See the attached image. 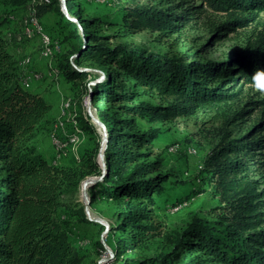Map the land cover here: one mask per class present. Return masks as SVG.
I'll list each match as a JSON object with an SVG mask.
<instances>
[{"label": "trees", "instance_id": "1", "mask_svg": "<svg viewBox=\"0 0 264 264\" xmlns=\"http://www.w3.org/2000/svg\"><path fill=\"white\" fill-rule=\"evenodd\" d=\"M185 1V11L184 5L176 6L182 8L180 15L171 8H129L125 25L134 33L150 31L170 39L206 9L226 16V22L215 32L246 28L258 12H264V0H198L197 6ZM22 2L13 0L16 6ZM54 4L61 16L59 25L64 26L62 30L69 29L75 41L72 50L66 52L64 44L51 34L61 45L55 57L59 79L86 80L89 73L83 68L100 69L101 79L92 95L94 106H109L106 110L96 106L108 131L107 173L103 181L89 188L90 208L101 199L117 204L119 221L112 231L123 234L116 241L119 259L157 237L154 206L158 200L154 196L165 191L170 177L163 171V160L154 157L151 150L161 129H142L138 120L171 123L206 110L227 111L229 123L245 117L249 112L237 107L246 87L264 91L258 79L264 77V31L249 38L235 60L190 63L183 56H161L129 43L111 46L109 37L90 30L92 24L80 16L82 10L75 0H66V5L69 15L79 23L65 16L60 0L39 7L38 16L53 11ZM6 20L13 24L8 16ZM2 24L0 264H82L84 256L77 244L86 236L80 238V224L91 221L85 206L74 197L85 176L77 168L54 164V157L49 161L38 151L35 141L53 107L22 82L20 61L12 50V44H21L16 40L22 31L20 25L15 24L20 27L18 32L4 30ZM141 88L162 103H136ZM85 118L78 122L82 130L89 126ZM89 163L88 175L101 176L98 161L91 158ZM206 167L212 170L225 204L220 221L212 224L194 215L184 228L170 235V254L145 261L127 257L124 264H174L187 254H191L189 264H264V189L260 190L254 178V172L264 170V118L236 138L224 136ZM99 247L104 248L101 242Z\"/></svg>", "mask_w": 264, "mask_h": 264}, {"label": "rangeland", "instance_id": "2", "mask_svg": "<svg viewBox=\"0 0 264 264\" xmlns=\"http://www.w3.org/2000/svg\"><path fill=\"white\" fill-rule=\"evenodd\" d=\"M49 1L50 3L46 4L45 2H48L46 0H23L21 6H16L13 0H0V23H3L4 30L8 28L19 32L21 27L22 31L17 34V40L19 35L24 34L26 27L35 29L30 22L26 23L25 20L29 19L32 10L36 9V16L40 22L36 35L32 38L24 37L23 41L19 42L20 45L12 44V50L16 60L20 61L19 65L22 71L26 68L22 62L30 58L28 72L31 75L35 73L44 75L41 80L31 77L24 86L27 89L33 88L34 91L40 90L37 92L53 107L35 144L38 151L51 161L53 157L55 159L53 138L61 135L60 138L67 139L62 135L69 136L78 130L77 144L70 147L67 156L58 164L62 167L77 168L85 176L74 197L77 203L85 206L82 196L83 184L89 179L100 177L99 175H88V171L91 169L89 161L94 158L99 162L101 143L105 136V130L102 126L94 124L89 111L99 118L96 108L106 110L109 106L105 103L95 106L93 104L92 109L88 111L87 105L93 87L101 79L99 67L83 68L89 73L86 80L68 81L65 78L56 79V76L53 75L50 66L56 61L51 57L47 58L42 53L44 36H47L50 41L54 40L52 36L59 39L64 44L66 52L72 50L75 41L70 36L71 31L69 29L62 30L64 26L59 25L61 16L57 13L56 4L52 7L53 11L38 16L39 7L50 5L52 0ZM60 1L62 4L63 1ZM64 1L66 3V0ZM75 2L80 5L79 8L82 10L80 16L90 20L89 22L92 24L90 30L100 36L109 37L111 46L129 43L133 46L147 48L161 56H183L190 63L208 61L222 63L235 60L236 55L245 49L249 38L264 31V12H258L256 20L246 28H240L236 32H228L224 29L215 32L221 24L226 22V16L206 9L207 11L198 15V19L191 21L186 28L182 29L181 33L170 39H161L158 33L150 31L134 33L128 29L124 21L128 9L135 7L171 8L180 15L183 12L182 8L176 6L184 5L183 10L185 11L188 7L185 0H75ZM190 3L193 6L200 4L198 0H191ZM66 11L69 15L67 5ZM7 16L13 24L7 22ZM11 16H17V18L12 20ZM69 17L73 22L79 23L76 18L71 15ZM15 24H19L20 27ZM56 43L59 44L55 40L51 42L52 46H55ZM35 82L38 84L33 86ZM142 101L155 105L162 103L160 98L147 93L143 88L140 89V97L136 103ZM66 104H70L71 108L66 109ZM240 104L237 108L242 107L249 113L235 123H229L227 111L210 112L207 110L200 111L191 117L179 118L171 123L151 124L146 120H138V125L142 129H161V134L153 141L151 150L154 157L163 160L164 173L170 174L164 185L165 191L161 195L154 196L158 200L154 206L158 235L145 246L116 259V241L118 238H123V234L117 232L114 235L112 231L119 221L118 206L113 201L97 200L90 208L91 217L99 218L103 224L93 221L80 224V238L86 236L84 241L78 240L77 244L84 256L82 264H124L127 257L142 261L150 258L156 260L173 251L170 235L184 228L194 215L212 224L220 221L225 204L220 200L216 181H213V172L207 170L206 162L215 148L219 147L224 136H231V139L236 138L238 133L241 134V132H247L248 129L253 128L256 120L264 118V91L247 86ZM261 112H263L262 118ZM82 117L89 123V126L83 128L84 130L78 125V122L81 124ZM57 125L61 128L55 132ZM174 143L181 146V149L177 153H169L168 150L175 145ZM189 148L196 149L197 153L190 155ZM245 161L248 162V159L245 158ZM254 178L258 180L260 190L264 189V170L254 172ZM175 202L179 203L174 204ZM179 204L182 205L179 210L169 211L170 208L173 209ZM99 242L104 248L99 247ZM190 258L191 254H187L176 260L174 264H189Z\"/></svg>", "mask_w": 264, "mask_h": 264}, {"label": "bare ground", "instance_id": "3", "mask_svg": "<svg viewBox=\"0 0 264 264\" xmlns=\"http://www.w3.org/2000/svg\"><path fill=\"white\" fill-rule=\"evenodd\" d=\"M48 2H45L46 4H49L50 1L49 0H46ZM17 16H11L10 19L14 20L16 19ZM25 22H30L31 25L35 28V29H31L29 27H26L25 28V31H24V35H19L17 40L19 42L23 41L24 37L25 38H32L33 36L36 35V31L39 27V20L36 16V9H33L32 12L30 13L29 15V19H26ZM53 39V38H52ZM44 40V50H43V55L44 56H47L48 57H51L55 60V57L57 56V54H59L61 52V46L56 43L55 46H52L51 42L53 41H50V39L47 37V36H44L43 38ZM56 42V41H55ZM42 47V46H41ZM52 62V61H51ZM24 66L26 67L23 71V77L26 78V80H30L31 77L35 78V79H38V80H41L44 75L42 76L41 74H38V73H35L34 75H31L30 72H28V67L31 63V59L30 58H27L25 59L23 62ZM51 67V70L53 71V75L56 76V79L59 78V75H60V71L58 69V66H56V64H53ZM32 73V72H31ZM23 77H22V82L23 84H26L24 83V80H23ZM61 79V78H60ZM76 104V103H75ZM88 106V105H87ZM70 107V104H66L65 105V108L68 109ZM63 108V107H62ZM71 108V107H70ZM68 122V121H67ZM60 123V122H59ZM58 127H56V129L54 130L55 132L58 131V129H60L61 127H59V125H57ZM99 126V125H98ZM99 128V127H98ZM63 129V128H62ZM60 134V133H59ZM63 134V133H61ZM66 134V133H64ZM61 136V135H60ZM60 136H57L55 139L53 138L54 140V146H55V161L54 163L55 164H58L60 163L68 154V151L70 149L71 146H75L79 140V133H78V130L77 131H74L72 132L70 135H69V138L71 139V142H67V139L65 138H60ZM105 138V136H104ZM103 140V139H102ZM175 144V143H174ZM72 149V148H71ZM181 149V146H179L178 144H175L173 146H171L168 150L169 153H177L178 151H180ZM189 154L190 155H193V154H196V149H191L189 148ZM188 154V155H189ZM186 155V154H185ZM91 181V180H90ZM89 185V182H85L82 186V190L84 191V189L87 188V186ZM82 193V192H81ZM82 197V196H81ZM83 199V198H82ZM84 200V199H83ZM182 205H177L175 208H170L169 211H176V210H179V208H181Z\"/></svg>", "mask_w": 264, "mask_h": 264}, {"label": "water", "instance_id": "4", "mask_svg": "<svg viewBox=\"0 0 264 264\" xmlns=\"http://www.w3.org/2000/svg\"><path fill=\"white\" fill-rule=\"evenodd\" d=\"M62 11L63 13L70 19L67 11H66V3L64 0H62ZM92 105H93V95L91 94L90 95V98H89V104H88V111L89 109H92ZM89 114L94 122V124H98L100 126H102V128L105 130V138L104 140L102 141L101 143V148H100V154H99V164L102 168V175L99 177V178H94L90 181L87 180L86 182H89V185L86 189H84L83 191V194L82 196L84 197V202H85V212L87 214V217L90 221H93V222H100L103 224V222L99 219V218H92L91 217V211H90V202H91V197H90V194H89V188L95 184H97L98 182L100 181H103L106 173H107V166H106V157H105V150H106V147H107V143H108V131H107V128L106 126L104 125V123H102L100 121V119L98 117H95L94 115L91 114V112L89 111ZM103 146V147H102ZM100 159H101V162H100Z\"/></svg>", "mask_w": 264, "mask_h": 264}, {"label": "built area", "instance_id": "5", "mask_svg": "<svg viewBox=\"0 0 264 264\" xmlns=\"http://www.w3.org/2000/svg\"><path fill=\"white\" fill-rule=\"evenodd\" d=\"M23 80H24V83H28V80H26L25 77H23ZM62 136H66L67 137V142H71V139L69 138V136H67V135H62ZM175 209H177V208H175Z\"/></svg>", "mask_w": 264, "mask_h": 264}, {"label": "snow or ice", "instance_id": "6", "mask_svg": "<svg viewBox=\"0 0 264 264\" xmlns=\"http://www.w3.org/2000/svg\"><path fill=\"white\" fill-rule=\"evenodd\" d=\"M258 79L261 81V86L264 87V77H259Z\"/></svg>", "mask_w": 264, "mask_h": 264}, {"label": "crops", "instance_id": "7", "mask_svg": "<svg viewBox=\"0 0 264 264\" xmlns=\"http://www.w3.org/2000/svg\"><path fill=\"white\" fill-rule=\"evenodd\" d=\"M36 83H37V82H35V84H33V86H35V85H36ZM37 84H38V83H37ZM37 91H38V92H40V90H37ZM37 91H36V92H37Z\"/></svg>", "mask_w": 264, "mask_h": 264}, {"label": "clouds", "instance_id": "8", "mask_svg": "<svg viewBox=\"0 0 264 264\" xmlns=\"http://www.w3.org/2000/svg\"><path fill=\"white\" fill-rule=\"evenodd\" d=\"M262 87V86H261Z\"/></svg>", "mask_w": 264, "mask_h": 264}]
</instances>
